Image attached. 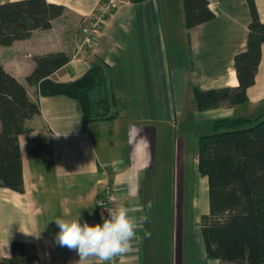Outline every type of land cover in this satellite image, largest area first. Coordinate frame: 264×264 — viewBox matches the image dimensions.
Returning <instances> with one entry per match:
<instances>
[{"label":"crops","instance_id":"1","mask_svg":"<svg viewBox=\"0 0 264 264\" xmlns=\"http://www.w3.org/2000/svg\"><path fill=\"white\" fill-rule=\"evenodd\" d=\"M7 1L14 0L0 3ZM47 1L66 7L50 29L34 30L25 39L0 45V63L24 84L40 109L25 120L18 135L24 192L0 187V258L9 257L11 244L19 241L33 247L38 264H75L77 253L55 244L59 229L50 220L80 212L81 222L102 223L98 202L107 176L117 202L127 204L130 193L138 192L142 203L147 171L155 165L159 131L153 116L164 108L175 112L190 106L218 118H255L264 113V43L254 84L246 91L247 101L199 111L193 87L206 90L238 84L233 56L246 44L250 19L246 0H208L214 18L192 28L185 26L183 0L178 1L181 19L175 26L173 0H124L106 18L96 41L77 57L73 53L83 22L100 0ZM254 1L264 22V0ZM177 31L184 58L175 55L170 60L165 35L175 50ZM58 51L70 59L52 74L56 81L81 75L94 61L106 63L115 98L112 118L85 122L76 100L39 96L37 87L26 82L35 66L34 56ZM132 101L136 103L131 107H138L129 111L126 103ZM39 232V239L26 235ZM150 233L145 237L143 230L138 232L137 255L126 257L124 264H234L208 258L201 234L195 236L198 250L160 251Z\"/></svg>","mask_w":264,"mask_h":264},{"label":"trees","instance_id":"2","mask_svg":"<svg viewBox=\"0 0 264 264\" xmlns=\"http://www.w3.org/2000/svg\"><path fill=\"white\" fill-rule=\"evenodd\" d=\"M249 10L245 48L233 56L237 86L211 89L193 87L197 110L247 101L254 84L264 43V22L254 0ZM208 0H183L185 26L195 27L214 18ZM66 7L47 0H14L0 3V45L8 46L34 30L51 28ZM35 66L26 82L39 96L64 95L76 100L85 122L112 118L115 98L106 63L92 62L81 75L56 81L52 74L70 57L62 51L33 57ZM23 83L0 63V187L24 192L18 135L24 122L39 114ZM196 166L207 179L208 211L200 217V234L208 258L234 264H264V113L255 118L220 117L212 132L197 142ZM0 264H38L32 246L14 241L10 256Z\"/></svg>","mask_w":264,"mask_h":264},{"label":"rangeland","instance_id":"3","mask_svg":"<svg viewBox=\"0 0 264 264\" xmlns=\"http://www.w3.org/2000/svg\"><path fill=\"white\" fill-rule=\"evenodd\" d=\"M173 1L171 21L173 25H178L181 19L178 8L181 6L179 0ZM176 34L179 40L175 41V50L170 46L167 32L165 35L170 60L175 55L184 58L182 36L178 31ZM133 102L136 103H126V108L131 109L129 111L138 107H131ZM195 111L190 106L184 111L175 112L164 108L153 116L154 125L159 131L155 144L156 157L153 171L146 174L142 204L146 211L151 205L148 211L150 220L144 224V228L153 232L160 251L198 250L195 236H200L201 213H207L208 191L207 179L198 173L196 166L197 142L199 136L212 132V122L218 118V114Z\"/></svg>","mask_w":264,"mask_h":264},{"label":"clouds","instance_id":"4","mask_svg":"<svg viewBox=\"0 0 264 264\" xmlns=\"http://www.w3.org/2000/svg\"><path fill=\"white\" fill-rule=\"evenodd\" d=\"M130 196L127 204L117 202L107 209L108 216H101L102 223L81 222L80 212L50 220L59 229L54 235L55 244L75 251L79 257L75 264H116L117 258L133 252L134 245L140 243L139 231L143 230L145 237L151 235L144 229V224L150 220L151 205L146 211L138 192H131ZM26 235L40 238V232Z\"/></svg>","mask_w":264,"mask_h":264},{"label":"built area","instance_id":"5","mask_svg":"<svg viewBox=\"0 0 264 264\" xmlns=\"http://www.w3.org/2000/svg\"><path fill=\"white\" fill-rule=\"evenodd\" d=\"M122 2H124V0H100L96 4L91 15L83 22L82 37L75 46L73 53L74 57L80 56L81 54L83 55L85 50L96 41L106 18L117 9ZM114 190V185L107 176L106 181L101 186V196L98 202L103 209L102 216L105 218L108 216L107 209L113 208L117 203ZM136 255L137 251L135 249L133 252L117 258L116 264H124L126 257L134 259Z\"/></svg>","mask_w":264,"mask_h":264}]
</instances>
